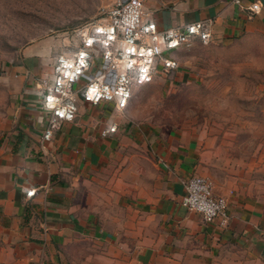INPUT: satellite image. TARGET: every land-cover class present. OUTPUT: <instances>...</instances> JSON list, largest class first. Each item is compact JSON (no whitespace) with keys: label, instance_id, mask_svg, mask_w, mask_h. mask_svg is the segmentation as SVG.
<instances>
[{"label":"crops","instance_id":"1","mask_svg":"<svg viewBox=\"0 0 264 264\" xmlns=\"http://www.w3.org/2000/svg\"><path fill=\"white\" fill-rule=\"evenodd\" d=\"M142 2L160 29L206 21L217 43L264 32V0ZM253 2L261 5L256 13L247 9ZM39 45L24 47L5 73L0 264H264L263 205L228 198L229 223L216 229L180 203L184 181L203 174L198 140L188 130H133L138 145L146 141L155 180L141 186L137 198L129 193L124 198L120 227L107 220L110 210L90 190L105 183L104 171L116 168L110 161L130 140L127 124L102 136L103 129L116 123L115 108L80 100L74 120L62 122L41 148L46 126L42 86L51 80L55 57ZM29 190L35 193L28 196Z\"/></svg>","mask_w":264,"mask_h":264},{"label":"rangeland","instance_id":"2","mask_svg":"<svg viewBox=\"0 0 264 264\" xmlns=\"http://www.w3.org/2000/svg\"><path fill=\"white\" fill-rule=\"evenodd\" d=\"M114 1L0 0V109L6 70L20 59L24 47L39 43L49 58L71 49L75 30L103 17ZM174 57L175 73L137 87L127 109L115 111V132L127 124L130 140L110 161L116 168L103 172L105 183L90 192L110 210L107 220L119 222L117 227L124 198L128 193L137 198L139 188L153 183L157 172L146 141L137 144L135 128L192 132L202 176L212 181L214 193L227 201L253 199L264 206V32L219 43L196 41Z\"/></svg>","mask_w":264,"mask_h":264},{"label":"built area","instance_id":"3","mask_svg":"<svg viewBox=\"0 0 264 264\" xmlns=\"http://www.w3.org/2000/svg\"><path fill=\"white\" fill-rule=\"evenodd\" d=\"M260 7V3L253 2L247 9L256 13ZM151 16L142 0H115L103 17L75 30L76 44L56 54L51 80L43 81L41 105L46 126L40 138L41 148L62 122L74 120L80 100L92 105L111 103L122 113L135 88L178 67L175 52L196 41L207 44L212 40L209 22L193 21L160 29ZM116 129L113 123L101 135ZM184 186L180 203L185 208L199 213L204 223L216 229L228 225V201L213 193L207 177L193 175L184 181ZM34 193L35 190L27 191L28 196Z\"/></svg>","mask_w":264,"mask_h":264}]
</instances>
